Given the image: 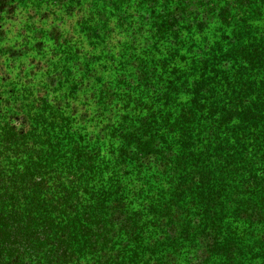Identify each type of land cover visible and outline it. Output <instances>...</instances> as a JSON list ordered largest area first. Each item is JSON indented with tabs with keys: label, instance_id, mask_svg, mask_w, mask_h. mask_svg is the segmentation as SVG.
<instances>
[{
	"label": "trees",
	"instance_id": "trees-1",
	"mask_svg": "<svg viewBox=\"0 0 264 264\" xmlns=\"http://www.w3.org/2000/svg\"><path fill=\"white\" fill-rule=\"evenodd\" d=\"M0 264H264V0H0Z\"/></svg>",
	"mask_w": 264,
	"mask_h": 264
}]
</instances>
